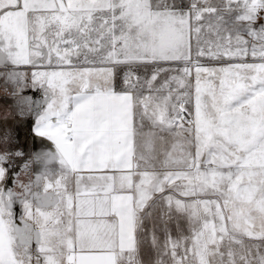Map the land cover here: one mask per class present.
<instances>
[{"label": "snow or ice", "instance_id": "1", "mask_svg": "<svg viewBox=\"0 0 264 264\" xmlns=\"http://www.w3.org/2000/svg\"><path fill=\"white\" fill-rule=\"evenodd\" d=\"M0 264H264V0H0Z\"/></svg>", "mask_w": 264, "mask_h": 264}, {"label": "flooded vegetation", "instance_id": "2", "mask_svg": "<svg viewBox=\"0 0 264 264\" xmlns=\"http://www.w3.org/2000/svg\"><path fill=\"white\" fill-rule=\"evenodd\" d=\"M24 131L23 130H21V132H20V136H21V141H23L24 140Z\"/></svg>", "mask_w": 264, "mask_h": 264}, {"label": "rangeland", "instance_id": "3", "mask_svg": "<svg viewBox=\"0 0 264 264\" xmlns=\"http://www.w3.org/2000/svg\"><path fill=\"white\" fill-rule=\"evenodd\" d=\"M28 146H30V139H29V145Z\"/></svg>", "mask_w": 264, "mask_h": 264}]
</instances>
